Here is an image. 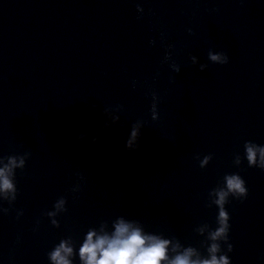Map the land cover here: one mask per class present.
<instances>
[{
	"label": "water",
	"instance_id": "1",
	"mask_svg": "<svg viewBox=\"0 0 264 264\" xmlns=\"http://www.w3.org/2000/svg\"><path fill=\"white\" fill-rule=\"evenodd\" d=\"M261 147L264 0H0V264H53L62 241L82 264L121 219L170 258L215 242L264 264ZM221 192L231 252L209 239Z\"/></svg>",
	"mask_w": 264,
	"mask_h": 264
},
{
	"label": "clouds",
	"instance_id": "2",
	"mask_svg": "<svg viewBox=\"0 0 264 264\" xmlns=\"http://www.w3.org/2000/svg\"><path fill=\"white\" fill-rule=\"evenodd\" d=\"M138 8H140L138 6ZM212 60L222 64L228 63L226 55H213ZM137 131H133L132 138L128 141V147L131 148L137 138ZM261 153V166L264 167V147L259 148ZM256 152L252 146L247 147V159L250 164L256 163ZM16 166V161H11ZM23 165V160L20 161ZM11 169L6 165L0 169V193H15V186L9 177ZM228 189L236 195L237 198L247 199L249 189L245 181L239 176L228 178ZM227 193L221 192L217 204L221 205L218 217V227L210 234L212 241L223 240L227 244L228 251L233 250V244L230 243L231 217L223 209L225 196ZM63 201L57 205L61 207ZM171 241L163 239L156 235L145 233L141 228L133 226L132 223L121 219L111 234H98L91 231L87 234L85 241L79 249V258L82 264H232L231 257L227 253H221V246L213 242L208 249L209 258L193 260L195 250L188 248L174 258L169 257V246ZM177 247H179L177 245ZM74 250L66 242L62 241L49 254L53 264H72L70 259Z\"/></svg>",
	"mask_w": 264,
	"mask_h": 264
}]
</instances>
